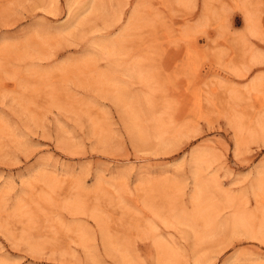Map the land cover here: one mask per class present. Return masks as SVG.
I'll return each mask as SVG.
<instances>
[{
  "label": "rangeland",
  "instance_id": "rangeland-1",
  "mask_svg": "<svg viewBox=\"0 0 264 264\" xmlns=\"http://www.w3.org/2000/svg\"><path fill=\"white\" fill-rule=\"evenodd\" d=\"M0 264H264V0H0Z\"/></svg>",
  "mask_w": 264,
  "mask_h": 264
}]
</instances>
